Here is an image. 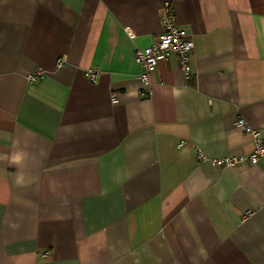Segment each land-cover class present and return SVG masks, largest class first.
I'll return each instance as SVG.
<instances>
[{
    "label": "crops",
    "instance_id": "1",
    "mask_svg": "<svg viewBox=\"0 0 264 264\" xmlns=\"http://www.w3.org/2000/svg\"><path fill=\"white\" fill-rule=\"evenodd\" d=\"M165 2L192 77L143 96ZM240 116L264 135V0H0V264H264V158H196L250 152Z\"/></svg>",
    "mask_w": 264,
    "mask_h": 264
},
{
    "label": "built area",
    "instance_id": "2",
    "mask_svg": "<svg viewBox=\"0 0 264 264\" xmlns=\"http://www.w3.org/2000/svg\"><path fill=\"white\" fill-rule=\"evenodd\" d=\"M160 25L161 30L154 37L152 43L146 47H138L134 51V59L141 69L140 79L143 86V96H150V75L155 70L158 62L168 55H174L178 58L181 70L186 78L192 77L190 55L194 47V42L189 32L177 24L173 7L169 2H165L163 5L160 15ZM65 59V57H58L56 59V66H62L65 63ZM97 73L96 69H89L85 72L88 78L93 82L96 80ZM43 74L44 69L36 67L26 74V78L28 82H35L41 79ZM112 99L114 100L115 98L112 97ZM236 125L247 135L251 136L254 146L250 152L246 154L208 158L200 149H197V160L203 162L207 161L214 166L232 168L241 164L254 165L264 158V135H262L261 131L253 128L241 116L237 118ZM43 255H48V252H45Z\"/></svg>",
    "mask_w": 264,
    "mask_h": 264
}]
</instances>
